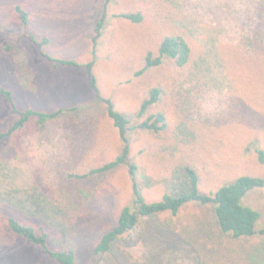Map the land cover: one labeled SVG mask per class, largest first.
I'll return each instance as SVG.
<instances>
[{
  "label": "rangeland",
  "instance_id": "obj_1",
  "mask_svg": "<svg viewBox=\"0 0 264 264\" xmlns=\"http://www.w3.org/2000/svg\"><path fill=\"white\" fill-rule=\"evenodd\" d=\"M17 5L29 11L27 23L17 14ZM133 5L147 9L143 23L115 16ZM256 12L253 0H0V85L13 89L20 109L77 108L20 134L17 149L0 159V264H60L10 232L5 223L9 215L44 225L52 246L74 248L80 264H200L192 247L158 218L151 222L149 240L137 251L113 247L106 262L94 252L100 230L132 199L128 168L81 179L67 178L65 171L83 175L113 160L121 149L119 133L105 105L96 101L86 69L55 66L30 34L49 37L44 48L54 57L89 62L97 24L104 19L96 50L98 86L116 109L128 114L138 111L147 86L145 79L133 76L139 49L165 31L188 40L193 58L187 70L198 71L202 83L190 92L197 79L184 82L179 97L168 90L152 109L167 113L166 130L132 137L131 159L139 166L145 196L153 201L166 192L168 175L178 162L197 169L204 192L243 175H263L257 150L264 149V81L247 36ZM173 73L163 67L153 74V82L170 87ZM238 93L245 94L253 108L241 119L232 107ZM16 118L0 97V130ZM78 188L86 196L75 201L71 211L50 199L57 194L71 199ZM28 194L35 196V206L18 203L21 197L31 200ZM244 203L261 212L258 228H263L264 188L251 191Z\"/></svg>",
  "mask_w": 264,
  "mask_h": 264
},
{
  "label": "trees",
  "instance_id": "obj_2",
  "mask_svg": "<svg viewBox=\"0 0 264 264\" xmlns=\"http://www.w3.org/2000/svg\"><path fill=\"white\" fill-rule=\"evenodd\" d=\"M253 2L257 5L258 12H256L257 18H252L253 25L250 34L247 35L250 40L249 45H252L248 48L252 54H255L256 66L261 69L264 81V0H253ZM15 10L22 21L27 23L29 11L21 5H17ZM146 10L133 5L115 16L121 20L140 24L147 18ZM103 20L97 24V34L93 41L94 57L89 62L54 57L44 48L51 42L49 37L38 38L35 34L29 35L30 39L40 47L43 56L55 66L86 69L89 86L96 95V101L105 105L106 113L119 133L121 149L113 160L102 163L83 175L65 171L67 178L72 176L81 179L105 175L122 166L128 168L132 182V199L130 203L122 206L113 223L104 225L100 230L94 252L106 262L113 247L123 251H137L149 240L151 222L158 218L163 227L192 247L200 264H264V227L258 228L262 215L252 205L244 203L245 197L251 191L264 188V173L262 176L243 175L215 191L204 192L200 189L201 179L197 169L187 161H183L176 163L171 169L167 178V190L160 199L150 201L145 196L146 186L144 181L139 179V166L131 159L132 137L143 131L160 133L166 130L169 124L167 113L161 110L152 112V109L163 100L168 90L173 89L179 97L184 82L197 79V83L191 84L189 88L190 92H194L202 80L197 76L198 71L187 70L188 67L191 68L193 58L188 40L176 31H165L158 37H153V43L141 47L136 57L137 67L133 76L145 79L147 83L138 111L134 114L119 111L112 99L100 93L95 72L97 40L101 36ZM10 47L7 46L8 49ZM163 67H169L174 72L170 76L172 83L170 87L163 85L162 81L153 82V74H157V71ZM177 73L181 76L179 77ZM186 96L188 97L187 93ZM0 97L17 115L8 127L0 130V159L9 157L17 149L20 134L58 121L69 111L74 113L77 111V108L53 111L20 109L15 92L4 85H0ZM232 100V107L236 110L235 114L239 119L243 118L249 109H253L245 94L238 93ZM257 153L258 160L264 167V149H258ZM71 160L73 164L76 163L74 159ZM85 196V190L78 188V192L71 199L67 194L62 197L57 194L50 199L58 201L67 211H71L70 206L80 197ZM28 198L31 200L21 197L18 203L37 204L36 199H33L35 196L28 194ZM18 210L25 213L24 209ZM5 223L10 232L27 243L37 246L52 260L60 264H80L74 248L60 249L52 246L51 234L44 225H38L30 218L11 215L5 218Z\"/></svg>",
  "mask_w": 264,
  "mask_h": 264
}]
</instances>
